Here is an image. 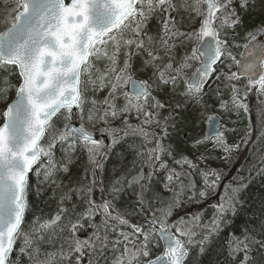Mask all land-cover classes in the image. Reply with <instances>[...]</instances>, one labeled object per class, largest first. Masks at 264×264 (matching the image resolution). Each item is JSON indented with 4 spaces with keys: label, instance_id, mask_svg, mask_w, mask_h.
I'll list each match as a JSON object with an SVG mask.
<instances>
[{
    "label": "snow or ice",
    "instance_id": "snow-or-ice-1",
    "mask_svg": "<svg viewBox=\"0 0 264 264\" xmlns=\"http://www.w3.org/2000/svg\"><path fill=\"white\" fill-rule=\"evenodd\" d=\"M9 3L4 0L8 17L0 20V69L10 71L18 83L7 76L0 79L4 104L0 108V264H19L21 256L29 264H203L206 252L224 256L225 264H264V251L259 260L251 255L264 250V232L257 239L247 227L241 235L230 229L241 204L240 193L248 186L240 174L243 169L221 187L226 174L211 167L210 156L177 158L172 146L164 143L169 128L176 127L174 110L181 105H173L172 100L177 94L185 98V109L192 103L203 109L206 88L213 80L221 81L230 98L220 99L219 107L237 113L249 112L245 101L252 89L264 96V39H257L264 37V20L245 31L246 43L234 42L237 29L245 26L242 13L254 6L253 0H192L191 4L181 0L179 5L174 0ZM189 8L200 22L191 31H182L174 13ZM154 19L160 21L155 33L150 28ZM177 42L184 50L179 60ZM241 47L244 52L237 60L231 49ZM135 56L143 57V70L151 69L147 79H133ZM101 59L107 60L103 70L95 64ZM192 60H198L199 67L186 77ZM233 64L238 71L231 70ZM242 78L247 79L243 94L233 83ZM128 83L131 91L126 90ZM221 84L214 89L217 98ZM12 89L15 98L8 103ZM121 97L123 103L118 104ZM170 108L173 111L162 116ZM260 117L264 124V112ZM209 119L214 134L197 138L194 146L211 141L221 153L218 159L228 161L240 145L229 143L220 117ZM96 132L109 142L97 139ZM260 137L264 139V130ZM129 138L139 143H128L118 152L123 170H114L105 185L97 169ZM250 138L249 132L245 142ZM58 145L63 151L59 160L54 152ZM77 152L87 155L91 167L59 197L54 214L34 216L31 226H26L30 192L40 197L44 187H62L57 175L70 174ZM127 153L132 154L130 161ZM262 173L264 155L256 168V174ZM30 176L36 177L34 187ZM94 189L99 193L96 199ZM129 189L136 207L117 209L114 202ZM73 192L80 203L72 201ZM217 193L218 201L211 202L210 195ZM206 200L213 209L207 223H200L205 209L191 216L181 214L185 202ZM133 215L136 222L129 219ZM226 227L231 236L225 245L219 237ZM87 229L90 235L82 238L79 233ZM193 248L196 254L190 256Z\"/></svg>",
    "mask_w": 264,
    "mask_h": 264
},
{
    "label": "trees",
    "instance_id": "trees-1",
    "mask_svg": "<svg viewBox=\"0 0 264 264\" xmlns=\"http://www.w3.org/2000/svg\"><path fill=\"white\" fill-rule=\"evenodd\" d=\"M263 2L264 6V0H261ZM262 11L259 13L257 12L255 19H264V7L261 8ZM253 12H250V17H253ZM255 17V16H254ZM155 19L150 22V28L153 30ZM252 23V19L250 22ZM253 25V24H252ZM261 39H264V37H259ZM99 69H103L104 65L103 63L97 64ZM134 66V72L135 74L138 73L139 68L141 67V63H139L137 60L133 61ZM6 75L4 73H0V79L5 77ZM12 81L11 83L16 84L18 83V78L15 75H12ZM12 94L8 93V103H10L14 98V90L12 89ZM127 90V88H126ZM212 95V94H211ZM210 95V96H211ZM104 96V95H102ZM118 104L123 103V98L121 97L120 100L117 101ZM261 112H264V108L261 105H255L253 104L250 108V119L252 120V124L254 126L252 130L251 140L249 141V145L251 151H249L248 155L244 159L243 162L238 163L239 157L237 159H234L233 162H235L230 168L227 170H223V172L226 174L221 181V187H223V184L225 181H228L230 179H234L238 169H243L242 172H240L241 175L245 176L246 182L248 184L247 188H245L240 193V200L241 204L237 205V214L235 217L231 218V224L230 229L231 231L236 232L237 235H241L242 230L247 227V229L251 230L250 234L255 235L257 239L261 238V233L264 232V229L261 228V225H264V216H262V204H264V173L262 174H256V168L259 166V160L262 155H264V139H261L260 133L262 130H264V124L261 122L260 114ZM76 122V121H75ZM203 131V128H202ZM95 134H99V132H96ZM202 133H200L198 136H201ZM199 138L196 137L195 140ZM189 139H184L183 137H176L171 139V146L174 150V154L177 157L183 156H190L194 154V148L190 146V143H188ZM139 143V140L133 141L132 138H129L120 148L114 149L113 154L109 155L107 159L103 163V168H98L99 174L104 179L105 185L112 179V177L115 174L114 170H123L121 168L122 161L120 159V156L118 155L119 151H122L127 148L128 143ZM262 143V144H261ZM259 147H258V146ZM261 145V146H260ZM247 147V148H248ZM246 148V149H247ZM253 150V151H252ZM55 157L57 160L61 158L63 155V151L60 149V146H57V149L54 150ZM127 161H130L132 159V154L127 153ZM256 156V157H255ZM75 161L71 165L70 168V174H64L59 173L57 175V179L59 181L63 182V186L60 188H56L54 185L51 187H44V191L40 197H37L35 192H30L29 195V204H30V210L26 213L25 217V224L26 226H31V223L34 219V216H44L45 218L49 214H54L57 207V201L59 197L68 191L70 187H72L77 179L84 176L85 169L91 167L87 163V155L84 152H77L75 153ZM255 157V158H253ZM46 160V158H43ZM125 161L124 163H126ZM249 170H251V176L249 177L248 173ZM91 177V173H89V178ZM194 178L199 182V176H195ZM87 183V181H84ZM29 183L31 186H35L36 184V177L32 176L29 180ZM199 187V183H198ZM95 190V189H94ZM96 191V190H95ZM94 191V192H95ZM55 192V195L53 194ZM95 197L99 196L98 191H96ZM92 193V195H94ZM72 197V201L76 203H80V198L73 192L70 193ZM94 197V198H95ZM219 199V193L215 194L212 198L213 202H217ZM117 209H123L127 207L129 210L136 207L135 204V197L131 194V190H126L124 193L121 194L118 201L114 202ZM205 209L203 216L201 218L200 223H207L208 220L211 219L213 209L206 205V202L203 203H195V202H185L183 208L181 209V214H187L188 216H191V214L195 213L197 210ZM176 215L174 214L171 219H175ZM129 219L132 220V222H136L138 219L135 215L129 217ZM100 217H96V222L99 223ZM229 227H226L221 233H220V240L226 245L228 238L231 236V231ZM91 229H87L84 232H80L79 235L83 238L87 235H90ZM20 242H17V247L19 246ZM47 250H51L49 245L43 246ZM159 249H155L154 252H159ZM261 251L264 250H254L251 255L256 260H259L261 257ZM196 254V249L193 248L191 255ZM17 254L14 251L13 257H15ZM242 255V254H241ZM201 260L203 264H215L217 260H219V264H225V258L224 256L217 257L215 254H209L206 252L202 257ZM19 264H29L27 257L21 256L19 259Z\"/></svg>",
    "mask_w": 264,
    "mask_h": 264
},
{
    "label": "rangeland",
    "instance_id": "rangeland-1",
    "mask_svg": "<svg viewBox=\"0 0 264 264\" xmlns=\"http://www.w3.org/2000/svg\"><path fill=\"white\" fill-rule=\"evenodd\" d=\"M175 3L178 5L181 3V0H174ZM189 4L192 3V0H188ZM11 3V0H10ZM9 3V6H10ZM254 6L250 7L249 11L247 13H242L245 20V26L244 28H238L237 31L239 32V35L235 37V43L244 44L246 41L244 40V33L246 30H251L252 28L259 25V23L264 19H255L257 12L259 13L263 6V2L261 0H253ZM5 4L4 0H0V20L4 19L5 17H8V13L4 11ZM250 12H253V17L250 16ZM14 15V14H13ZM174 15L177 16V19L181 21L182 31H191L192 28L198 27L200 18L196 16L195 12L192 11L191 8H189L187 11L184 9H181L178 13H174ZM255 16V17H254ZM10 18V17H9ZM252 19V23L250 22ZM154 28L152 30L153 33H155L157 27L159 26V19H155ZM253 24V25H252ZM2 27V25H0ZM258 36L257 38H259ZM231 39V38H230ZM178 47L175 50L176 58L179 60L183 56V47L179 46V42H177ZM195 43L188 45L189 48L194 47ZM231 51L236 55L237 60H240L241 54L243 53L244 49L241 48H232ZM123 59V54L121 53V60ZM137 60L142 65L143 57L141 56H135L133 57V61ZM99 63L106 64V59H101L99 61H96V67L98 68ZM199 65L198 60H192L189 62V67L185 69V75L186 77H190L194 70ZM103 70V69H102ZM232 71L237 70V65L233 64ZM0 73H4L8 78L9 81H12V74H10V71H6L4 69H0ZM151 75V69H148L147 71L143 70L142 67L139 68V71L137 74L133 71L132 77L136 80H144L147 79L148 76ZM233 83H237L240 87L241 94L245 91V85L247 83V80L242 78L239 81H233ZM217 84H221V81H215L213 80L211 82V87L206 88L207 95L204 97V103L206 106L201 107L200 104L192 103L189 105L187 109L183 107L185 104V98L177 94L175 98L172 100V104L176 105L179 104L181 107L175 108L174 110V116H175V128H169V136L164 141L166 144L171 145V139L174 137H183L184 139H189L188 143H190V146L193 147L195 150L193 151L194 154L189 157L192 160H195L201 153H203L206 157H211L207 162L211 165L213 168H217L220 170H227L230 168L235 162H233L234 159H238V163H241L244 161L246 156L248 155L249 151H251L249 145L250 139H247V142H245L246 134L250 132V136L252 135V130L254 128L253 122L250 119V108L253 104L255 105H261L264 108V96H259L256 92V89H252L251 92L248 93L246 103L249 106V112L245 113L242 109L237 113L235 110H231L228 112H225L220 109L219 107V100H228L230 98V91L229 89L223 87L221 84V96L217 98L214 94V89H216ZM127 88V85H126ZM15 91V90H14ZM106 89L100 93L97 94L98 99H102L103 96L106 94ZM13 90L10 91L12 94ZM15 94V92H14ZM212 94V95H211ZM211 95V96H210ZM4 104L0 103V108H3ZM169 111H173V109H166L162 112V116H166ZM212 116H218L221 118L222 123L226 126L228 129L225 132V135L229 141V143L239 144V150L234 151L232 153L231 159L228 161H222L218 159L220 157L221 153L216 151L212 148V142L209 141L205 144H201L198 146H194V141L196 137H199L203 139L206 137L207 134V126L210 121V117ZM132 123H137V121L132 120ZM203 128V131H202ZM158 131V130H157ZM200 133H202L201 136H198ZM262 144V143H261ZM258 146V145H257ZM261 146V145H260ZM248 147V148H247ZM259 147V146H258ZM247 148V149H246ZM173 150V149H172ZM253 151V150H252ZM174 153V150H173ZM175 155V154H174ZM256 157V156H255ZM253 157V158H255ZM179 158V157H177ZM167 159V157H165ZM171 163V161H169ZM200 179V178H199ZM200 186V185H199ZM95 191V190H94ZM93 194L96 193V191ZM95 197V194L93 195V198ZM214 197V195H210L209 200H211ZM98 197H95L96 199ZM208 202V200L204 201ZM203 202V204H204Z\"/></svg>",
    "mask_w": 264,
    "mask_h": 264
},
{
    "label": "water",
    "instance_id": "water-1",
    "mask_svg": "<svg viewBox=\"0 0 264 264\" xmlns=\"http://www.w3.org/2000/svg\"><path fill=\"white\" fill-rule=\"evenodd\" d=\"M242 58V57H241ZM199 67V66H198ZM197 67V68H198ZM196 68V69H197ZM196 71V70H195ZM194 71V72H195ZM193 72V73H194ZM131 84L130 83H128V88H127V90L128 91H131ZM207 132H208V134H207V137H210V136H212L213 134H214V129H213V127H212V122L210 121V123H209V125H208V129H207ZM96 136V135H95ZM96 138L97 139H104L105 140V143L107 144L109 141H108V138H107V136H104V137H101L100 135L99 136H96ZM98 172V171H97ZM31 177V176H30ZM211 202H213L212 200H211ZM207 205L209 204V201L206 203Z\"/></svg>",
    "mask_w": 264,
    "mask_h": 264
}]
</instances>
